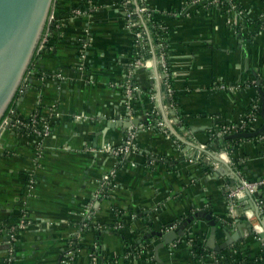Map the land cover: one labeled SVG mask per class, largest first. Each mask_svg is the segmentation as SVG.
Listing matches in <instances>:
<instances>
[{"label":"crops","instance_id":"crops-1","mask_svg":"<svg viewBox=\"0 0 264 264\" xmlns=\"http://www.w3.org/2000/svg\"><path fill=\"white\" fill-rule=\"evenodd\" d=\"M191 1L143 0L167 35L164 79L154 58H143L147 51L137 58L121 0H54L47 45L7 117L27 119L39 110L51 135L34 139L9 126L0 136V264H60L66 253L70 264H158L160 238L137 242L178 229L198 211L212 212L216 244L247 221V212L257 226L240 202L244 194L232 212L229 195L241 180L264 182V133L222 145L215 132L244 119L255 104L260 108L252 85L264 93V0ZM88 6L89 14L71 16ZM127 114L142 120L134 127L142 154H116L128 130L111 125ZM261 125L260 117L255 131ZM253 203L263 206L259 197ZM22 214L26 225L10 248L8 231ZM85 220L89 227L82 229ZM242 233L223 250L229 264H264V239ZM208 235V224L194 220L158 258L195 264L192 239ZM210 253L207 264L218 254Z\"/></svg>","mask_w":264,"mask_h":264},{"label":"water","instance_id":"water-1","mask_svg":"<svg viewBox=\"0 0 264 264\" xmlns=\"http://www.w3.org/2000/svg\"><path fill=\"white\" fill-rule=\"evenodd\" d=\"M53 2L54 0H0V121L17 92H20L33 58L38 53L41 40L50 23ZM257 86H259L258 83ZM259 94L261 96L260 117L262 119L260 128L256 131L235 133L220 138L222 145L227 141L254 139L264 133V93L259 89ZM156 107L158 108L159 115H162L159 105H156ZM127 116L128 114L125 117V121L114 122L111 127L128 130L132 126H139L141 124L142 120ZM4 121L7 124H4ZM13 123L14 121L11 119L6 120L5 118L0 124V136L4 130L9 128V124ZM200 152L203 153V151ZM212 158L214 163L221 164L231 171V168L219 159L218 156H212ZM258 197V192L252 195L245 192V196L240 199V202L245 204L247 202L250 209L259 219L258 207L253 203L254 199ZM198 219L208 224L209 235L205 242V248L215 253L228 249L234 242L241 239L243 237V228L249 233L255 234L254 228L249 221L237 222L235 232L229 234L227 231H224L225 241L221 244H216L217 224L212 212L198 211L182 223V226L178 229L168 233L150 232L139 240L137 245L149 240L151 237L160 238V243L154 247V257L158 264H164L158 258L159 250L171 245L179 236H182L187 225ZM260 224L262 231L256 235L264 239V223Z\"/></svg>","mask_w":264,"mask_h":264},{"label":"built area","instance_id":"built-area-1","mask_svg":"<svg viewBox=\"0 0 264 264\" xmlns=\"http://www.w3.org/2000/svg\"><path fill=\"white\" fill-rule=\"evenodd\" d=\"M122 6L124 8L125 13V25L128 30H130L134 37V47L139 49V52H137V58L141 55L140 50L147 51L148 54H150L156 62V68L158 71L163 75V78L165 79L168 76V55H167V46L166 41L167 35H159L158 33L154 34V38L152 37V29H157L161 32L165 33V29L159 25L155 21V14L152 13L146 5H144L143 0H121ZM201 1L200 0H192L191 5H198ZM91 12V8L88 6V8H77L72 9L71 16L73 18L80 17L82 15L89 14ZM155 21V22H153ZM56 22L54 15L51 13L50 15V23ZM150 22V24H149ZM156 41L157 45L153 46V41ZM165 41V42H163ZM47 45V37L44 35V37L41 40L40 46L38 51H42L45 46ZM87 45L84 44L83 48H85ZM83 58V56H82ZM138 60H134V63H137ZM27 78L25 79L23 85L25 84ZM22 85V86H23ZM226 87L224 85H219V89L224 90ZM258 105L255 104L250 112L244 119L238 121L235 124H227L220 126L216 132L215 135L218 137H224L230 134L235 133H244V132H252L255 131L256 126L259 123V115L255 112L258 110ZM8 118H6L7 120ZM26 120V121H25ZM17 118L14 120L13 124H9V126L12 128L15 132H20L26 135H29L30 137L34 139H43L47 138L51 135V122L49 119H46L43 117V115L39 112V110H34L31 115L27 119ZM4 124H7L6 121H4ZM159 126V124L157 125ZM134 127L138 126H132L128 129L127 132V138L125 141L124 147L117 151L116 154L120 155L124 153L125 155H130L133 153L142 154L141 151H137L135 148V137H136V130ZM111 175H113V172H111L108 175H105L103 178V183L107 184V181L111 178ZM34 181H29L27 185V196L29 195L30 191L33 188ZM259 186H264V182L260 181L258 183H248L245 180H241V183L238 185L237 189L235 191H232L229 195V211L232 212L237 206H238V198L245 196V192L252 195L253 193L257 192V189H259ZM103 194V190L99 191L98 197ZM97 197V196H96ZM258 207V214L259 219L256 217V220L258 221V224L256 227L253 226L255 234L260 232L258 229H262L260 223H264V208L262 205H257ZM247 221H250V218L253 217L252 212L246 214ZM89 220H85L82 222V229L89 227ZM26 225V216L24 214L21 215V219L16 225V227L10 229L8 231V243L10 245V248L12 247L13 243L16 242L17 237V230L23 228ZM94 228V225L92 226ZM3 231V228H0V233ZM11 254L8 258V263L11 261ZM214 261L212 264H218L216 262L215 257H213ZM72 260L71 253H66L65 258L61 261L60 264H70Z\"/></svg>","mask_w":264,"mask_h":264},{"label":"trees","instance_id":"trees-1","mask_svg":"<svg viewBox=\"0 0 264 264\" xmlns=\"http://www.w3.org/2000/svg\"><path fill=\"white\" fill-rule=\"evenodd\" d=\"M155 20H157V19H155ZM153 22H155V21H153ZM157 22V21H156ZM149 24H150V22H149ZM256 25H257V23H256ZM151 29H152V37L154 36V34L155 33H158L159 35H161L162 37H164L163 35H165V33L164 32H161V31H159V30H157V29H153L152 27H151ZM55 30V27H54V24L52 25V27H51V31L53 32ZM154 38V37H153ZM165 38H167V37H165ZM166 41V40H165ZM165 41H163V42H165ZM157 45V43H156V41L154 40L153 41V46H156ZM134 52H135V54L137 53V52H139V49H137V48H134ZM168 57V56H167ZM143 58H150V54H147V55H143ZM36 60V56H34V58H33V61H35ZM33 61H32V63H31V66H32V64H33ZM31 66H30V68H31ZM252 81V80H251ZM253 86V88L256 90V93L258 94V95H260L259 94V88L257 87V86H255V84L254 85H252ZM261 90V89H260ZM17 97H18V92H17V94L15 95V97H14V99H13V101H12V103L9 105V107L7 108V110L5 111V113H4V116L2 117V119H1V121H0V124H1V122L5 119V118H7L8 117V115H9V113H10V111L13 109V107H14V105H15V101H16V99H17ZM259 98H260V96H259ZM172 103H173V105H175L176 103H177V101H176V98L173 96L172 97ZM250 112H252V111H249L248 112V114L250 113ZM256 114H258L259 116H260V108L255 112ZM25 120V119H24ZM26 121V120H25ZM254 140H256V139H254ZM230 142H232V141H227L226 143H230ZM225 143V144H226ZM236 163V165H237V161L235 162ZM239 167V169H241V165L240 166H238ZM261 190H262V195H259V199L261 200V202H263V208H264V186L261 188ZM218 225V224H217ZM219 227V226H218ZM217 227V231L219 230V228ZM205 239L206 238H203L202 240H195V239H192V242H191V249H190V254H191V256H192V259H193V262L195 263V264H207L209 261H210V256H211V253H210V251L209 250H207L206 248H205ZM188 241V239L186 238V239H184V243L185 242H187ZM215 259H216V262L218 263V264H229V258H228V256L225 254V251H222L221 253H218V254H216L215 255Z\"/></svg>","mask_w":264,"mask_h":264}]
</instances>
